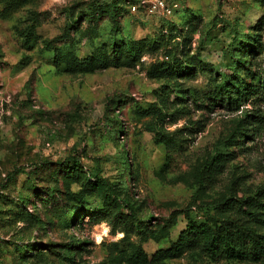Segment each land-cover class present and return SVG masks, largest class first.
<instances>
[{
  "label": "rangeland",
  "instance_id": "374dc122",
  "mask_svg": "<svg viewBox=\"0 0 264 264\" xmlns=\"http://www.w3.org/2000/svg\"><path fill=\"white\" fill-rule=\"evenodd\" d=\"M135 43L140 64L110 62ZM237 53L236 75L263 73L264 0H0V264H264L160 254L185 213L235 220L221 203L264 190V96L236 109L216 90ZM71 159L126 223L64 175Z\"/></svg>",
  "mask_w": 264,
  "mask_h": 264
},
{
  "label": "trees",
  "instance_id": "16d2710c",
  "mask_svg": "<svg viewBox=\"0 0 264 264\" xmlns=\"http://www.w3.org/2000/svg\"><path fill=\"white\" fill-rule=\"evenodd\" d=\"M114 4L116 3H112V9L116 11ZM139 49L140 43L125 45L123 49L113 46L110 62L115 65L122 61L137 66L140 64L142 56L148 53L147 51L145 53L140 52ZM233 55L235 56V54ZM80 64L85 63L80 62ZM175 65H177L175 62L168 63L163 69L164 72L170 76L175 75V72H181V66ZM239 65L240 56L237 53V57H233L231 73L219 74L220 81L216 85V90L221 96L220 101L226 103L227 106L234 105L236 109L239 106L238 103H242L246 99L256 100L259 96H264V71L262 74H251V81L248 82L246 79L236 75ZM250 118H256L259 121L263 120V117L258 115L249 114L245 116L243 142L246 138L251 139L253 136V130L250 131L249 129L251 126ZM63 164L65 176L67 174V176L72 175L78 178L83 175L85 187L101 197L102 205L97 211L98 214L104 215L105 218H109L113 222L121 220L124 223L127 222V220H123L121 213L114 211V208L117 209L120 204L116 203V191L107 180L84 174L83 167L76 159L68 160ZM215 166L219 167L218 163ZM122 204L124 208H127V202ZM220 206L223 212L232 214L237 218L235 220H218L207 225L205 222L195 221L190 215L185 213V230L180 233L176 244L166 251L160 252V254L180 256L186 250L200 248L208 258L215 262L230 261L241 263L264 257V236L257 234L249 227L253 223H264V220L260 218L264 215V190L257 192L254 196L226 199ZM86 211L89 213L88 210ZM74 215L75 213L72 214V216ZM90 215L92 216L91 213Z\"/></svg>",
  "mask_w": 264,
  "mask_h": 264
}]
</instances>
